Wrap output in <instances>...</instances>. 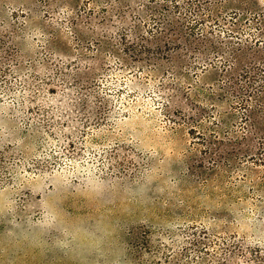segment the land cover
Returning a JSON list of instances; mask_svg holds the SVG:
<instances>
[{
  "label": "rangeland",
  "instance_id": "1",
  "mask_svg": "<svg viewBox=\"0 0 264 264\" xmlns=\"http://www.w3.org/2000/svg\"><path fill=\"white\" fill-rule=\"evenodd\" d=\"M0 264H264V0H0Z\"/></svg>",
  "mask_w": 264,
  "mask_h": 264
}]
</instances>
